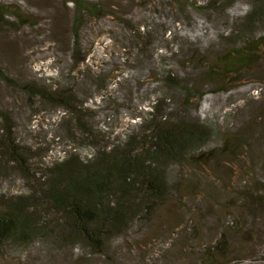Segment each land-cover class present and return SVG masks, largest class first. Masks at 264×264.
I'll return each instance as SVG.
<instances>
[{"label":"rangeland","instance_id":"rangeland-1","mask_svg":"<svg viewBox=\"0 0 264 264\" xmlns=\"http://www.w3.org/2000/svg\"><path fill=\"white\" fill-rule=\"evenodd\" d=\"M206 1L86 0L99 11L74 23L67 0H0V113L11 118L16 141L38 153L36 181L70 153L89 158L95 150L71 137L63 108L28 96L27 83L70 81L87 124L111 145L139 124L135 115L161 90L169 112L212 129L203 146L169 163L165 197L101 252L60 243L48 230L7 245L0 264H264V21L240 31L253 0L224 8L202 7ZM138 26L152 31L145 51L133 39ZM75 35L87 52L77 67ZM165 70L175 84L165 83ZM9 165L0 167V193H28L32 185ZM45 215L53 228L55 211ZM221 233L228 246L212 254L206 248Z\"/></svg>","mask_w":264,"mask_h":264},{"label":"trees","instance_id":"trees-1","mask_svg":"<svg viewBox=\"0 0 264 264\" xmlns=\"http://www.w3.org/2000/svg\"><path fill=\"white\" fill-rule=\"evenodd\" d=\"M67 1L76 8L74 23L86 10L99 11L86 0ZM236 1L207 0L202 7L224 8ZM2 10L0 6V13ZM240 19L236 25L240 31H253L264 21V0H253ZM151 36V30L143 32L138 26L133 38L137 48L141 51L148 48ZM86 57L87 52L81 49L75 35L71 49L73 66L84 63ZM67 76L61 77L70 79ZM163 76L167 85L177 82V76L170 70L163 71ZM58 80L27 83L25 92L42 104L63 108L71 118L70 125L66 124L71 137L78 135L81 143L95 151L89 158L70 153L47 169L44 181H39L40 176L36 181L31 159L38 153L16 141L11 118L0 113V161L3 162L0 167L11 164L32 185L28 193H0V256L7 245L27 243L35 236L46 235L48 230L60 243L80 242L83 247L101 252L116 233L125 231L140 213L143 218L147 216L157 201L165 197L170 183L169 163L183 161L185 153L203 146L212 133L211 128L184 114L169 112L173 108L167 102V93L161 90L150 102L149 110L135 115L140 118L139 124L124 140L115 138L111 145L104 133L87 124L84 102L71 82ZM45 151L47 154L48 150ZM50 208L56 215L51 229L47 227L51 219L45 215ZM227 246L228 237L221 233L206 250L215 254L224 252Z\"/></svg>","mask_w":264,"mask_h":264}]
</instances>
